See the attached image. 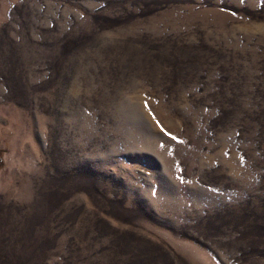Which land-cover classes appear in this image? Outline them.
I'll return each instance as SVG.
<instances>
[{
	"label": "rangeland",
	"instance_id": "rangeland-1",
	"mask_svg": "<svg viewBox=\"0 0 264 264\" xmlns=\"http://www.w3.org/2000/svg\"><path fill=\"white\" fill-rule=\"evenodd\" d=\"M0 264H264V0H0Z\"/></svg>",
	"mask_w": 264,
	"mask_h": 264
}]
</instances>
